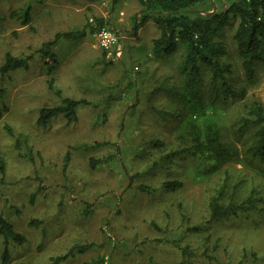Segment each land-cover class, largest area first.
<instances>
[{
	"label": "rangeland",
	"instance_id": "1",
	"mask_svg": "<svg viewBox=\"0 0 264 264\" xmlns=\"http://www.w3.org/2000/svg\"><path fill=\"white\" fill-rule=\"evenodd\" d=\"M225 4L205 0L193 11L205 15ZM140 11L137 0L0 1V64L6 53L32 56L27 69L0 75V110L6 108L0 118V215L26 238L8 244L7 264H47L86 244L61 264L99 258L103 262L96 264H264V202L256 200L264 198V161L251 156L255 126L244 121L251 103L264 105V65L255 63L253 77H246L233 20L214 40L227 51L218 59L230 65L226 83L244 90V97L224 94L203 65L189 89V73L179 71L182 46L156 59L151 45L159 29L153 21L133 33ZM96 18L119 35L118 60L107 58L94 33L57 41L51 47L55 63L38 52L57 32L81 30ZM50 77L62 98L87 101L75 121L58 115L37 123L41 108L60 104L47 87ZM189 116L196 124L215 123L229 150L224 161L188 154ZM98 142L109 144L93 147ZM91 160L99 162L91 167ZM168 180L183 186L161 188ZM140 185L156 191L146 193ZM219 193L222 204L249 197L252 204L210 220L209 202ZM3 250L0 235V264Z\"/></svg>",
	"mask_w": 264,
	"mask_h": 264
},
{
	"label": "trees",
	"instance_id": "2",
	"mask_svg": "<svg viewBox=\"0 0 264 264\" xmlns=\"http://www.w3.org/2000/svg\"><path fill=\"white\" fill-rule=\"evenodd\" d=\"M1 1V0H0ZM141 5V11L133 16V33L139 27L149 21H153L159 29V35L152 39L151 55L159 59L170 56L176 52L179 45L182 46V58L179 64L181 73H189L190 83L198 79L199 67L203 65L211 72V81L221 82L222 92L231 97L243 98L244 90L235 91L228 86L225 81L226 74L230 72L229 64H221L218 59L226 55L227 51L221 42L215 41L214 36L229 25L233 20H238V26L233 34L238 53L242 59V67L248 79L254 75L255 63L264 65V0H224L225 6L220 10L201 15L193 11L195 7L205 0H137ZM30 6L22 9L23 22L29 21ZM103 26V20L96 18L95 23H87L84 28L76 31L57 32L52 40L46 41L39 48L38 52L46 58H51L56 62L51 47L59 40L74 41L83 38L87 33L93 34L98 28ZM104 51V50H102ZM105 52V51H104ZM32 56L17 57L6 53L4 61L0 64V75L7 74L17 69H27ZM51 68H48L50 73ZM47 87L54 95L60 97V104L54 107L41 108L37 123L46 125L53 117L62 115L67 122L75 121L77 118V108L87 104L84 99H72L61 97V91L54 87L53 78L47 80ZM4 107L0 110V118L3 115ZM247 116L244 121L251 122L255 126L253 132L255 143L249 148L252 157L264 161V105L260 102H253L247 107ZM192 117L186 118L185 131L189 137V145L186 151L192 157H200L214 160L216 163L222 162L229 155L226 145L220 140V134L215 123L208 119L205 122L196 124ZM198 121V120H197ZM6 129L10 131L8 126ZM109 142L94 143L93 147L107 145ZM181 151L167 154L162 159H170ZM68 158V154L65 159ZM99 161L91 160V167ZM216 169V165L213 168ZM5 175V161L0 157V183ZM183 183L179 180L164 181L161 188L168 191H176L182 188ZM139 188L146 193H153L155 188L147 185H140ZM257 201L264 202V198ZM251 197L241 204L227 205L220 202V193L213 196L209 202V218L217 220L228 214L235 213L236 210L246 211L247 205L252 204ZM35 221H30L33 224ZM0 235L3 239L4 250L1 256L2 264L9 262L7 246L10 242L21 245L26 238L16 231L13 225L0 215ZM91 244L73 245L66 253L52 257L47 264H61L74 253H83ZM183 252L186 251L183 249ZM103 259L93 260L90 264L102 263ZM16 264H23L17 262ZM237 264H243L238 261Z\"/></svg>",
	"mask_w": 264,
	"mask_h": 264
},
{
	"label": "built area",
	"instance_id": "3",
	"mask_svg": "<svg viewBox=\"0 0 264 264\" xmlns=\"http://www.w3.org/2000/svg\"><path fill=\"white\" fill-rule=\"evenodd\" d=\"M89 22L94 23L92 19H89ZM94 37L97 45L105 51L109 60H118L121 57L123 47L119 35L113 29L103 25L94 32Z\"/></svg>",
	"mask_w": 264,
	"mask_h": 264
}]
</instances>
